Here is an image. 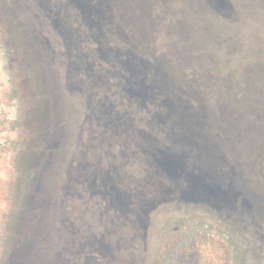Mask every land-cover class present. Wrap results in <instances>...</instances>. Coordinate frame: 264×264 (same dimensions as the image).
Returning a JSON list of instances; mask_svg holds the SVG:
<instances>
[{
    "label": "rangeland",
    "instance_id": "1",
    "mask_svg": "<svg viewBox=\"0 0 264 264\" xmlns=\"http://www.w3.org/2000/svg\"><path fill=\"white\" fill-rule=\"evenodd\" d=\"M8 1L0 0V261L9 242V225L25 192L24 185L30 172L32 156L52 140L50 127L46 129L44 117L40 118L42 95L39 85L43 87L44 80L40 75L37 78L35 72L41 71L43 66L44 73L46 71L50 77L51 93L58 97L62 105V119L53 126L56 130V136L53 138L58 142L57 136H60L61 142L48 150L53 156L49 158L41 178L35 183L40 185L36 196H51L54 203L52 214L49 216L51 237L41 245L50 246L52 261L56 264H113L111 258H106L93 249H82L80 252L78 250L89 232L105 233V228L115 226L122 218L117 216V211L110 210L105 213L103 210V213H99L105 202L98 196H86L77 181L72 182L74 189L67 193L69 173L71 168L78 170L85 162L90 167L97 168L99 172L112 170L117 186L124 194L130 195L132 191H136L135 187L139 185L144 170L147 169L143 161V141L138 139L137 131L148 128L147 122L153 120L156 110L160 108L159 99H151L147 108V103H143L138 97L133 98L128 92L131 84L129 67L125 68V65L113 59L112 52L106 54L102 49L100 53V47L107 44L112 48L119 47L116 51L126 52L134 46L133 49L138 50L134 49L136 53H130V60L141 66L144 65L145 58L150 65L161 52L170 51L169 46L172 47L166 35L167 28L161 23L151 24L148 20L142 33L143 39L147 41L142 44L143 49H140L133 39V36L140 32L139 27L134 28V19L127 18L138 11L131 13L121 0H108L109 13L103 12L105 39L98 35L96 26H87L75 3H71L70 7L66 4L67 0H43V4L36 0H15L12 12L7 9ZM95 1L90 0V3L94 4ZM154 1L159 6L162 5V0ZM229 1L242 25L239 34H252L243 16H249L257 9H264V0ZM79 2L80 0H76V5ZM194 2L166 0L165 5L171 13H178L180 7H185L190 11L189 18L195 20L197 29L201 27L202 34L207 31L212 34L219 33L227 40V36H231L233 32L220 26L219 21L210 18L212 15L206 11L201 14L196 11V14H193L194 9L189 7H195ZM152 14H162L161 8L156 6ZM53 17L58 18L57 27L52 22ZM93 18L98 22L97 17ZM35 36L47 42L46 50L50 57L46 63L41 58L32 56V47L27 45L28 40ZM227 46V43H223L219 52L222 61L225 62V56L228 58L229 65L218 70V76H227L228 70L231 69L238 77L240 67L250 64L253 60L251 50L247 48L236 55L233 51L230 52ZM79 51L90 56L94 73L99 75L97 84L91 85L87 72L81 68L82 58ZM206 52L210 53L209 50H201V54H207ZM85 59L87 57H84ZM188 71H191V68ZM146 77L149 78V83L154 82V74L151 71L146 73ZM134 79H138V76H132L133 81ZM139 80L140 84L144 83L143 77ZM156 83L158 84V81ZM182 86L175 85V89L179 90ZM91 101L92 106L99 111L98 119H94L89 111ZM116 116L117 118H114ZM203 119L201 117V120ZM204 124L201 123L204 130L202 134L207 135L205 140L210 141L208 129L205 130ZM44 130L47 132L43 135L47 142L42 136ZM38 156L40 159L39 154ZM219 158L223 160L221 169L226 172L232 163L231 158L227 153H221ZM37 166L39 173L43 164ZM232 170L236 187H243L237 177L236 168ZM259 196L255 198L256 202L258 201V214L255 219L261 228L249 217L241 216L235 211H227L232 219L230 226L226 227L218 223V220L210 219L209 207L206 204L202 206L189 203L187 206H176L178 210L152 216L148 240H152L156 235L162 236V255L158 264H174L191 243L198 244L195 252L198 263L216 262L224 248L225 264H264V194ZM170 203L167 205H171ZM220 211L226 212L222 208ZM167 221L177 222L179 228L166 233L164 225ZM227 230L229 235H223ZM117 234L108 235L107 239ZM134 245L136 252L145 255V244L140 238Z\"/></svg>",
    "mask_w": 264,
    "mask_h": 264
},
{
    "label": "water",
    "instance_id": "2",
    "mask_svg": "<svg viewBox=\"0 0 264 264\" xmlns=\"http://www.w3.org/2000/svg\"><path fill=\"white\" fill-rule=\"evenodd\" d=\"M121 1L127 5L124 7H127L131 13L138 11L135 15L132 13L131 16H127L129 19H134V28L138 29L139 27L140 32L133 36L138 48L143 49L142 44L147 41L143 39L142 33L148 20L151 24L161 23L167 28L166 35L172 47L169 46L170 51L161 52V55L154 59V62L159 66L163 77L172 86L171 97L176 98L177 94L181 93L180 97L183 103L188 107L194 105L197 119L203 124L205 122V130L208 129L207 133L210 135L209 140L213 147L208 148L209 142L205 140L207 136L201 133L202 137L198 140V144L211 154L210 156L204 154V157H200L201 163L212 165L213 162V166L221 168L223 160L219 158L220 154H229L232 162L228 168L230 176H234L232 168L235 167L240 175L238 179L243 188L256 201L255 198L264 194V55H262L264 52V9L260 8L249 16H243L244 22L250 27L252 34L241 36L239 32L242 25L229 0H194L195 7L189 5V8L194 9L193 14H196V11L200 14L206 11L212 15L210 18L219 21L220 26H224L233 32L231 36H227L226 40L219 33L213 32L212 34L207 31L202 34L200 32L201 27L197 29L195 20L189 18L190 11L183 6L179 8L178 13L177 11L171 13L165 5L166 0L161 1V6L154 0ZM8 2L7 9L14 12L15 0ZM156 6L161 8L162 14H152V10ZM46 43L36 36L27 42V45L32 47V56L41 58L44 63L50 57L46 50ZM223 43H227L228 50L233 51L236 55H239L244 49L251 50L253 60L250 64L240 67L238 77L231 69L228 70L227 76H218L220 69L229 65L228 58L225 56V62L222 61L219 52ZM201 50H209L210 53L201 54ZM42 68L43 66L41 71L35 72L37 78L40 75L41 79L44 80V86L39 85L42 95V104L40 105L42 115L40 118L44 117L46 129L50 127V131H48L51 139L54 140L56 130L53 126L62 119V105L58 97L51 93L50 77L46 71L44 73ZM190 68L191 71H188ZM175 85H187L194 93L188 94L182 91V88L176 90ZM178 111V109L167 110L164 112V120L154 116L156 119H150L146 124L148 130L156 134L157 141L174 154V158L178 157V151L183 146V143L175 137L174 126L178 127L181 133H189L190 130L195 131L199 128L198 126L195 129L182 126L179 122ZM189 113L190 111L186 113V116L191 118L192 115ZM201 117L204 119L201 120ZM201 129L204 131L203 128ZM46 133L44 130L42 136H45ZM57 137L58 142L51 140L50 144L41 147V150L32 156L30 172L24 185L25 192L9 225V242L0 264H54L50 246L41 245L43 241L49 240L51 237L52 227L49 216L52 214L51 210L54 203L51 196H47V198L36 196L40 185L35 183L41 178V173L49 158L53 156V153L48 152V150L61 142L60 136ZM44 141L47 142V138L44 137ZM173 160L168 159L167 170L175 167ZM178 160L176 159L177 166L180 164ZM41 163L43 166L38 173L39 167L37 165ZM189 176V180L195 178L192 175ZM195 179L202 186H206L202 176ZM230 190H232L231 187ZM166 191H168V187ZM196 191V189H191L189 193L193 194ZM213 192L218 194L221 192L216 184L210 186V193L213 194ZM215 197L217 198V196H209V199ZM152 198L148 201L146 208L153 217L169 210H178L176 207L178 205L175 203H170L171 205L161 204L162 200L163 202L167 201L166 196H152ZM155 208L156 212L154 211ZM178 228L179 226L175 221H167L164 225L166 233ZM105 230L103 239L106 240V245L113 249L114 256H116V261L115 257L111 258L113 264H127L128 230L124 229V226H119V222L113 228L107 227ZM113 234L117 235L107 239L108 235ZM161 238V235H156L152 240L147 241L146 257L148 264H153L156 261L158 257L156 253L161 248ZM137 239L138 237H135L134 241L136 242ZM134 264H144V261L136 259Z\"/></svg>",
    "mask_w": 264,
    "mask_h": 264
},
{
    "label": "flooded vegetation",
    "instance_id": "3",
    "mask_svg": "<svg viewBox=\"0 0 264 264\" xmlns=\"http://www.w3.org/2000/svg\"><path fill=\"white\" fill-rule=\"evenodd\" d=\"M36 1H38L39 4H43V0ZM71 3H75L77 10H80V16L82 15L81 18H83V21L87 24V26L93 27L94 25V28L96 26V28L98 29V35L101 36V38L103 36V38L105 39L104 35L106 34L102 26L104 25L102 23L104 17L103 12L109 13L110 2L108 0H96L94 4H91L90 0H80L79 4L76 5V0L66 1V4H68L70 7H72ZM92 6L94 8H92ZM93 16L98 18V22L94 20ZM108 16L110 17V15ZM52 22L56 27L59 25L57 17H53ZM133 47L128 49L126 48V52H119L115 50L119 47L112 48V46L102 44L100 47V53H102V49H104V52L106 54L108 52H112L111 56L113 59H116L119 63H121V65H125V68L129 67L128 71L130 72L129 75L131 76L130 81L132 85L130 84L128 92L133 98L138 97L143 101V103H147L146 107L149 108L148 106L151 103V99H159V102L161 99H166V94L169 92V90L172 89V86L169 87L170 85H168V81L165 79V77H163L159 66L156 65L154 61L153 63L150 62L151 66L148 65L149 61L145 58L143 59L144 65L137 66L135 63H133L130 60V53H136L134 50L136 48L133 49ZM79 52L81 53L82 58L81 68H83L85 72H87L86 75L87 77H89L90 84H97V78H99V75L97 76V74L94 73L95 69L94 67H92V61L89 60L90 56L81 51ZM84 57H87V59L84 60ZM149 69H151L150 71L154 74L155 78L154 82L152 83H149V78L146 77V73L150 72ZM134 75L136 77L138 76V79H134L133 81L132 76ZM140 77H143V84L139 83ZM156 81H158V84L156 83ZM158 89H160L161 91ZM177 95H179L180 97L181 93H178ZM181 99L182 98L180 97V101L175 100L172 103L174 106L175 104L177 105L178 103H181L180 107L170 108L168 107V105H164L162 108L156 110V113L154 114L155 117L157 119H163L165 117L164 112L170 109H178L180 124H182V126L188 127V121L190 122L191 126L195 122V126L199 127L198 130H190L189 133H181L178 127L174 126L176 139L183 143V146L178 151V154L176 153L178 157L175 158L173 157V153H171L167 148H165L164 145L160 144L157 141L155 137L156 135L154 133H151L148 128L140 132L137 131L139 133V135L137 134L138 139L140 141H143V161L146 163L147 169L144 170L143 178L139 182V185L135 187L136 191L131 192L132 194L127 195L122 192V190L117 186V181L116 179H114L112 170H103L99 172L97 168L90 167L88 163L83 162L79 166L80 168L78 170L73 167L71 168V171L69 173V181L66 188L67 193H71V190L74 189V184L72 182L77 181V183L80 184V190L84 191L86 193V196H98L105 202V204L101 206L102 208L99 209V213H103V210L105 213H109L110 210L117 211V216L122 218L118 221L119 226H124L129 233V248L127 249L126 258V261H128L126 262L127 264H134L136 259L138 261L141 259V261H144V264L149 263L146 257L148 244L147 240L151 234L149 231L151 226L150 219L153 215L151 216V213L149 210H147L146 206L148 205V201L150 199H153L152 196H166V202L175 203L176 205H178V207L182 205L187 206L189 203L198 205L200 204L202 206L206 204L207 207H209L208 211L210 219L215 221L218 220V223H222L226 225V227L230 226V220L232 219L230 213L227 211H235L241 216L249 217V219L254 221V224L256 226H259L255 219L257 218L256 214H258V211H256L258 210L256 208L258 201L256 202L250 194L242 189L243 187H236V180L232 179L234 178V176H230V170L223 172L224 170H222L219 166H213V162L211 163L212 165H203L201 163L200 157H204V154H208V156L211 155L206 151V149H203V151H201L200 149H202V146L198 144V140H200L202 137L201 133H204V131H201L202 129L200 128L202 121H199V119H197L196 113L194 112V105L189 106L191 110H193L194 114L193 112H190L192 115L191 118H188V116H186V113H188V111L183 110V105L186 104L182 103ZM92 104L93 101L90 102L89 111L92 112L91 116H93L94 119H98L97 115L99 114L97 113H99V111L98 109H95ZM101 112L103 113V111ZM99 118H101V116H99ZM114 118H117V116ZM206 142H209L208 148L211 149L213 147L211 142L207 140ZM168 159H174L173 161L175 167H173V169H166ZM176 159L180 160H178V162L180 163L178 166L176 165ZM187 164L190 166H187ZM189 175H192L195 178L198 176H202V178L205 179L206 186L204 187L201 183L196 182L195 178L189 180ZM77 176H79L78 179H76ZM239 176L240 175L238 174L237 177ZM215 184L221 191L219 194L214 192L213 194L210 193V186L212 187V185ZM167 187L168 191H166ZM230 187L232 188V190H230ZM191 189H196V193H189ZM209 196H217V198L215 197L209 199ZM221 208L226 212L222 213L220 211ZM154 211L156 212V208ZM65 218L66 217H64V219ZM226 232L222 234L229 235L228 230ZM154 233H156V231ZM97 234L89 232L82 244L93 248V250L95 251L97 250V253L104 255V257L106 258L115 257L116 261V256H114L115 253L114 251H112L113 249L109 248V246L106 245V240L103 239V233ZM262 236L264 240V235L262 234ZM135 237L140 238L143 244H145L143 246V250H146L145 255L144 253L140 255L139 251H135L136 246L134 244L137 242L134 241ZM164 238L167 239L169 237ZM149 241L150 239L148 240V242ZM161 251V249L160 251H157L156 254H158V257L153 264H156V262L159 261V258L162 255ZM54 263L56 264V262Z\"/></svg>",
    "mask_w": 264,
    "mask_h": 264
},
{
    "label": "trees",
    "instance_id": "4",
    "mask_svg": "<svg viewBox=\"0 0 264 264\" xmlns=\"http://www.w3.org/2000/svg\"><path fill=\"white\" fill-rule=\"evenodd\" d=\"M182 91H185L186 93L188 94H193L194 91H192L191 88H188L187 85H183L182 87ZM160 90V89H158ZM161 91V90H160ZM172 95H170V90L169 92L166 94V99H161L160 102H159V106L160 108H162L164 105H168V107L170 108H178L181 106V103H178L177 105L175 104V106L172 104L175 100H179V95H177L176 98H173L171 97ZM172 98V99H171ZM180 101V100H179ZM181 102L183 103V101L181 100ZM173 105V107H172ZM183 105V104H182ZM183 110H188L190 112H192L191 108L186 106V105H183ZM157 115V114H156ZM154 119V118H153ZM188 127H191V128H196L195 126V122L194 124H190V122L188 121L187 123ZM162 204H167L169 202H163V200L161 201ZM158 205V204H156ZM197 246L198 244L196 243H191L189 244L184 250L183 252L180 254L179 258L176 259L175 263L174 264H225V257L226 255H224V248L222 250V254L219 256L218 260L216 262H212L210 261L209 263L208 262H205V261H202L201 263H198L197 260H196V250H197ZM80 249L78 250V252L82 251V249L85 251V250H88V249H93L87 245H80ZM95 251V250H94ZM97 251V250H96ZM77 253V252H76ZM78 254V253H77ZM91 258V257H90Z\"/></svg>",
    "mask_w": 264,
    "mask_h": 264
}]
</instances>
